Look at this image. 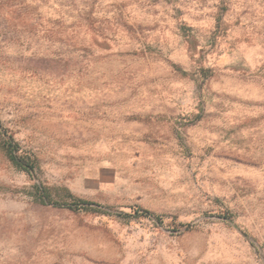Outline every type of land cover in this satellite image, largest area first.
Wrapping results in <instances>:
<instances>
[{"label": "rangeland", "instance_id": "1", "mask_svg": "<svg viewBox=\"0 0 264 264\" xmlns=\"http://www.w3.org/2000/svg\"><path fill=\"white\" fill-rule=\"evenodd\" d=\"M0 124V264H264V0H0Z\"/></svg>", "mask_w": 264, "mask_h": 264}, {"label": "trees", "instance_id": "2", "mask_svg": "<svg viewBox=\"0 0 264 264\" xmlns=\"http://www.w3.org/2000/svg\"><path fill=\"white\" fill-rule=\"evenodd\" d=\"M0 128H2L1 124H0ZM4 133H6V130H4ZM3 147L6 151L7 156L9 157V159L13 162L15 166L27 172L32 171L34 167L33 159L27 154L18 152L19 146L17 142H14L12 139L5 140V142L3 143ZM35 194L44 203L52 204L53 206L64 205L71 210H76L80 207L86 208L90 206L91 204H95L91 201L80 199V198H73L71 202H66V203L61 204L59 201L51 198L48 194H46L45 191L40 187L36 188ZM69 196L72 197L71 195ZM134 213L139 216H149L155 219H159L157 215H155L153 212L147 209H143V208H138V209L136 208L134 210Z\"/></svg>", "mask_w": 264, "mask_h": 264}]
</instances>
